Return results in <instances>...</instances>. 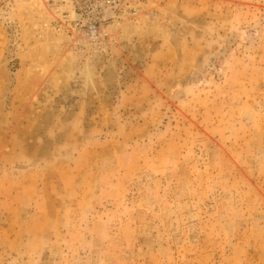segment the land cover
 Wrapping results in <instances>:
<instances>
[{
  "label": "rangeland",
  "instance_id": "obj_1",
  "mask_svg": "<svg viewBox=\"0 0 264 264\" xmlns=\"http://www.w3.org/2000/svg\"><path fill=\"white\" fill-rule=\"evenodd\" d=\"M0 0V264H264V0Z\"/></svg>",
  "mask_w": 264,
  "mask_h": 264
},
{
  "label": "built area",
  "instance_id": "obj_2",
  "mask_svg": "<svg viewBox=\"0 0 264 264\" xmlns=\"http://www.w3.org/2000/svg\"><path fill=\"white\" fill-rule=\"evenodd\" d=\"M119 7H122L121 0H76L73 17L65 16L58 22V31L81 35L95 43L102 42L107 35L101 31L102 24Z\"/></svg>",
  "mask_w": 264,
  "mask_h": 264
}]
</instances>
